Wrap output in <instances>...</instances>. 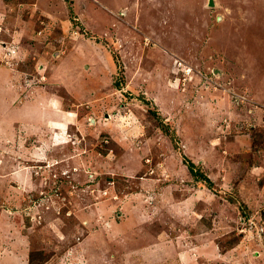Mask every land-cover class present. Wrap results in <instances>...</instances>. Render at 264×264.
<instances>
[{
	"label": "rangeland",
	"instance_id": "rangeland-1",
	"mask_svg": "<svg viewBox=\"0 0 264 264\" xmlns=\"http://www.w3.org/2000/svg\"><path fill=\"white\" fill-rule=\"evenodd\" d=\"M209 1L0 0V264H264V0Z\"/></svg>",
	"mask_w": 264,
	"mask_h": 264
},
{
	"label": "crops",
	"instance_id": "crops-1",
	"mask_svg": "<svg viewBox=\"0 0 264 264\" xmlns=\"http://www.w3.org/2000/svg\"><path fill=\"white\" fill-rule=\"evenodd\" d=\"M254 95V96H253ZM253 95H248V97H247V102L251 105V104H254V106L255 105H257V106H260V107H256V108H260V109H263V110H260L261 112H264V95L261 97V98H259V96L258 95H256V94H253ZM257 98V99H256ZM260 99V104L258 103V100ZM48 102H49V100H47ZM49 103H51V102H49ZM26 105H28V103H26V104H24L23 105V107L24 106H26ZM50 106H47L48 107V114L50 115V118L47 120V121H54V122H57L58 121V115H57V111H58V105L56 104V102H52L51 104H49ZM253 112V110L251 111V113ZM29 263V262H28Z\"/></svg>",
	"mask_w": 264,
	"mask_h": 264
},
{
	"label": "trees",
	"instance_id": "trees-1",
	"mask_svg": "<svg viewBox=\"0 0 264 264\" xmlns=\"http://www.w3.org/2000/svg\"><path fill=\"white\" fill-rule=\"evenodd\" d=\"M188 169H189V171L192 173V171H193V167H192V166H189ZM31 261H32V259H30L29 262H31Z\"/></svg>",
	"mask_w": 264,
	"mask_h": 264
},
{
	"label": "water",
	"instance_id": "water-1",
	"mask_svg": "<svg viewBox=\"0 0 264 264\" xmlns=\"http://www.w3.org/2000/svg\"><path fill=\"white\" fill-rule=\"evenodd\" d=\"M210 7H212L213 6V4H212V0H210L209 1V4H208Z\"/></svg>",
	"mask_w": 264,
	"mask_h": 264
},
{
	"label": "bare ground",
	"instance_id": "bare-ground-1",
	"mask_svg": "<svg viewBox=\"0 0 264 264\" xmlns=\"http://www.w3.org/2000/svg\"><path fill=\"white\" fill-rule=\"evenodd\" d=\"M60 124H62V123H60Z\"/></svg>",
	"mask_w": 264,
	"mask_h": 264
}]
</instances>
